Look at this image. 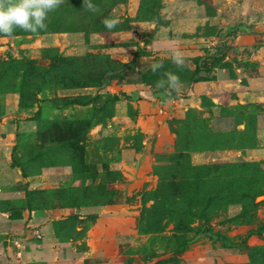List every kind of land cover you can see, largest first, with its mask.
Returning a JSON list of instances; mask_svg holds the SVG:
<instances>
[{
	"label": "rangeland",
	"instance_id": "1",
	"mask_svg": "<svg viewBox=\"0 0 264 264\" xmlns=\"http://www.w3.org/2000/svg\"><path fill=\"white\" fill-rule=\"evenodd\" d=\"M92 2L0 34V264H264V0Z\"/></svg>",
	"mask_w": 264,
	"mask_h": 264
},
{
	"label": "clouds",
	"instance_id": "2",
	"mask_svg": "<svg viewBox=\"0 0 264 264\" xmlns=\"http://www.w3.org/2000/svg\"><path fill=\"white\" fill-rule=\"evenodd\" d=\"M64 3V0H0V34L11 35L15 29L19 28L24 32L37 33L47 29L46 20L48 13L56 10ZM83 7L86 11L97 13L99 8L92 0H83ZM103 25L111 30L119 20L104 18ZM177 68H183L185 57L178 49L172 50L169 57ZM161 63L151 65L153 73L162 68ZM165 79L157 81V87L165 88L166 91H180L181 81L179 76L171 71L164 73Z\"/></svg>",
	"mask_w": 264,
	"mask_h": 264
},
{
	"label": "crops",
	"instance_id": "3",
	"mask_svg": "<svg viewBox=\"0 0 264 264\" xmlns=\"http://www.w3.org/2000/svg\"><path fill=\"white\" fill-rule=\"evenodd\" d=\"M235 28H243V29L245 28L246 29L247 27L243 23L238 22V23L235 24ZM204 82L198 81V82H195V83H192V84H190L189 82H184L180 86V92L183 95H186V96L189 95V97H191V96L193 97L197 92H199L203 88H205ZM138 92H140V93H143V92L144 93H147V96L148 97H146V98H144V97H142L140 95L142 97V100L143 101H146V102H149V101L153 100L154 97H155V100H158V98H166V97H163V96H159V94H157L158 92H149V90H147L146 88H142V89L138 90ZM154 94H157V95L154 96ZM140 96H137V98L140 97Z\"/></svg>",
	"mask_w": 264,
	"mask_h": 264
},
{
	"label": "trees",
	"instance_id": "4",
	"mask_svg": "<svg viewBox=\"0 0 264 264\" xmlns=\"http://www.w3.org/2000/svg\"><path fill=\"white\" fill-rule=\"evenodd\" d=\"M58 59H61V56L60 57H58ZM110 72H112V69H107L106 71H103L102 72V74H101V78H102V81L103 82H105L108 78H109V76H110ZM205 78H207L206 76H202L200 73H199V71H195L194 72V74L192 75V77L189 79V80H187L186 82H189L190 84H192V83H195V82H198V81H201V80H204ZM122 96H123V98H125V99H128V100H132V99H134L135 97H134V95H132V94H125V93H122ZM159 96H162V95H159ZM158 96V97H159ZM163 96H165V95H163ZM114 98L115 99H118L119 97L116 95V96H114ZM138 98H140V97H138ZM144 98H146V97H144ZM208 228L206 229V228H203V230H202V232L203 233H205V232H207L208 233ZM192 240V237L191 238H188V237H185V238H183L182 240H181V243L179 244V247L177 248L178 250H182V249H184L185 248V246L188 244V242H190Z\"/></svg>",
	"mask_w": 264,
	"mask_h": 264
}]
</instances>
